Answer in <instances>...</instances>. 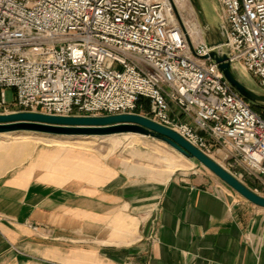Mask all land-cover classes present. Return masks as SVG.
<instances>
[{
  "label": "built area",
  "instance_id": "built-area-1",
  "mask_svg": "<svg viewBox=\"0 0 264 264\" xmlns=\"http://www.w3.org/2000/svg\"><path fill=\"white\" fill-rule=\"evenodd\" d=\"M219 3L231 63L264 90V0ZM179 16L172 0H0V115H141L207 156L230 147L264 181V116Z\"/></svg>",
  "mask_w": 264,
  "mask_h": 264
},
{
  "label": "crops",
  "instance_id": "crops-1",
  "mask_svg": "<svg viewBox=\"0 0 264 264\" xmlns=\"http://www.w3.org/2000/svg\"><path fill=\"white\" fill-rule=\"evenodd\" d=\"M86 150L0 165V264H264V209L217 176L125 171Z\"/></svg>",
  "mask_w": 264,
  "mask_h": 264
},
{
  "label": "rangeland",
  "instance_id": "rangeland-1",
  "mask_svg": "<svg viewBox=\"0 0 264 264\" xmlns=\"http://www.w3.org/2000/svg\"><path fill=\"white\" fill-rule=\"evenodd\" d=\"M172 1L180 15L181 22L184 23L189 30H191L193 24H197L201 30V34H199L201 39H208L211 42H218L221 39L218 28L222 25L223 13L219 0H199L210 28L202 25L199 14L190 0ZM193 37L195 38V36ZM237 76L248 88L264 94V90L260 87L255 77L242 70ZM6 101L9 105L14 103L13 90L8 89L6 91ZM252 107L262 111V115L264 114L263 107L254 105H252ZM142 112L150 116V106L147 105ZM55 147L62 149H87L86 152L97 156L102 164L117 169L123 167L125 171L126 167L124 163L148 167L160 172L175 171L174 173L177 174H203L216 180L212 172L201 166L198 162L191 161L182 156L168 144L151 137L131 134L116 135L106 138H69L31 132L0 134V165L4 164L6 160H9L11 157H13L14 164L23 163L31 157L24 164L17 167L21 169L26 166L28 162L34 160L43 149H55ZM136 150L141 153V157L132 155L131 152H135ZM208 155L252 191L264 196V181H262L260 177H256L250 169L241 162V159L230 147L222 148L211 141Z\"/></svg>",
  "mask_w": 264,
  "mask_h": 264
},
{
  "label": "water",
  "instance_id": "water-1",
  "mask_svg": "<svg viewBox=\"0 0 264 264\" xmlns=\"http://www.w3.org/2000/svg\"><path fill=\"white\" fill-rule=\"evenodd\" d=\"M190 1L199 14L202 25L210 28L199 0ZM218 31L221 37L218 42L204 39L212 50L210 58L217 64L226 81L240 96L248 103L254 106H261L264 109V94L251 90L237 76L241 71L231 63L226 46V38L223 36L220 27ZM13 132L71 137H110L123 134H138L151 137L168 144L187 159L198 162L249 203L264 209V196L252 191L211 157L191 145L175 131L141 115L55 117L26 112L0 115V134Z\"/></svg>",
  "mask_w": 264,
  "mask_h": 264
},
{
  "label": "bare ground",
  "instance_id": "bare-ground-1",
  "mask_svg": "<svg viewBox=\"0 0 264 264\" xmlns=\"http://www.w3.org/2000/svg\"><path fill=\"white\" fill-rule=\"evenodd\" d=\"M191 31L193 34L195 35H199L201 34V30L199 29V27L195 24H193V26L191 27ZM5 134H8V133H5ZM43 135H46V134H43ZM127 135V134H126ZM130 135V134H128ZM131 135H138V134H131ZM53 136V135H51ZM62 137H69V138H81V137H85V138H89V136H78V137H71V136H62ZM95 138V137H94ZM97 138H106V137H97Z\"/></svg>",
  "mask_w": 264,
  "mask_h": 264
},
{
  "label": "trees",
  "instance_id": "trees-1",
  "mask_svg": "<svg viewBox=\"0 0 264 264\" xmlns=\"http://www.w3.org/2000/svg\"><path fill=\"white\" fill-rule=\"evenodd\" d=\"M255 109V108H254ZM256 112L262 113V111H259L258 109H255ZM264 115V114H263Z\"/></svg>",
  "mask_w": 264,
  "mask_h": 264
}]
</instances>
